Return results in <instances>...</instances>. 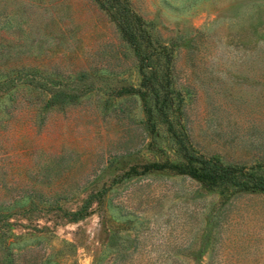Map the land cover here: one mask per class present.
I'll use <instances>...</instances> for the list:
<instances>
[{
    "label": "rangeland",
    "instance_id": "rangeland-1",
    "mask_svg": "<svg viewBox=\"0 0 264 264\" xmlns=\"http://www.w3.org/2000/svg\"><path fill=\"white\" fill-rule=\"evenodd\" d=\"M127 1L192 148L264 169V0ZM15 68L42 85L0 107V264H264L263 192L144 171L180 157L94 0H0ZM59 88L75 101L34 108Z\"/></svg>",
    "mask_w": 264,
    "mask_h": 264
},
{
    "label": "trees",
    "instance_id": "trees-1",
    "mask_svg": "<svg viewBox=\"0 0 264 264\" xmlns=\"http://www.w3.org/2000/svg\"><path fill=\"white\" fill-rule=\"evenodd\" d=\"M97 6L102 9L113 22L116 30L123 41L131 48L132 53L140 63L142 71L141 79L145 89L151 93L155 104L156 112L164 118L167 123V130L172 134L176 148L180 157V164H157L150 163L144 166V171H157L167 169L169 171L184 174L207 186L232 189L237 191H257L264 193V169L260 167H243L230 164H223L216 158L205 157L197 152L190 145L184 132L183 126L179 122V109L173 107L171 88L167 81L158 78L157 71L151 67L150 60H157L156 55L145 52L142 46L146 40V33L143 22L131 10L127 0H94ZM31 73H23L18 68L11 72L6 70L0 72V107L4 99H9L11 103L16 102L18 92L25 89V94L36 93L42 85L36 75V69L30 68ZM33 72V73H32ZM44 85V84H43ZM46 86V85H45ZM51 92L45 97L43 102L35 103L40 112L45 107H62L73 103L74 97L64 92ZM38 104V105H37ZM172 114L177 125L176 132L171 126L168 116ZM146 168V169H145ZM70 215H74L71 213Z\"/></svg>",
    "mask_w": 264,
    "mask_h": 264
}]
</instances>
